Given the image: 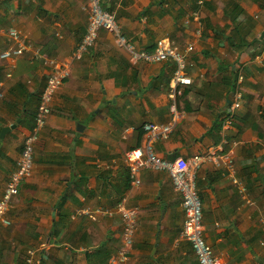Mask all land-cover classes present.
Here are the masks:
<instances>
[{"label": "crops", "instance_id": "1", "mask_svg": "<svg viewBox=\"0 0 264 264\" xmlns=\"http://www.w3.org/2000/svg\"><path fill=\"white\" fill-rule=\"evenodd\" d=\"M135 50L152 52L163 39L185 53L191 83L172 96L175 62L133 61L114 34L99 29L95 43L72 56L86 32L91 0H0V54L16 27L33 51L0 57V197L33 125L47 68L56 57L70 74L51 100V113L34 145L32 172L0 223V264H24L40 246L47 264H108L121 241L117 214L82 209L113 207L121 196L138 209L125 264H198L180 238L181 196L166 171L141 169L130 181L126 151L143 145L144 122L173 120L170 135L154 141L158 156L190 160L221 146L246 185L243 196L223 167L203 159L195 171L203 236L228 264H264V0H98ZM199 10V25L190 13ZM243 80L238 83V75ZM242 104L229 129L221 127L232 91Z\"/></svg>", "mask_w": 264, "mask_h": 264}, {"label": "built area", "instance_id": "2", "mask_svg": "<svg viewBox=\"0 0 264 264\" xmlns=\"http://www.w3.org/2000/svg\"><path fill=\"white\" fill-rule=\"evenodd\" d=\"M196 2L198 5H201L203 0H197ZM190 15L198 22V32L201 25L200 12L199 10H194ZM99 29L111 31L114 34L116 44L128 50L133 61L144 59L146 61L158 62L167 60L168 58L172 59L175 62V69L171 79L172 96L181 92V85L191 83L190 77L185 73V53L193 50L194 47L191 43L186 46V52H182L175 45L167 43L163 39L156 40L152 52L135 50L133 44L129 43L119 32L113 15L105 11L98 0H91L86 32L72 52L74 58H78L88 47L95 43ZM6 34L12 42V47L2 52L0 54L1 58H12L26 51H33L35 55L39 54L38 50L33 48L31 42L22 38L21 31L16 27H8ZM261 56H264V46L261 53L258 54V57ZM42 63L47 68V77L45 85L39 94L33 125L23 138L19 157L16 160L13 170L10 172L0 197V223L6 226L11 225V220L8 217L11 199L18 193L22 182L31 175L34 145L38 139L40 130L46 124L47 118L51 113V100L70 74L68 65L56 57L43 55ZM242 80L243 75L239 74L237 82L240 83ZM231 94L227 113L223 117L221 124L223 130L230 128L231 122L242 104V93L238 85ZM172 127L173 120L166 123H142L144 134L143 145L130 149L124 154V162L128 169L130 181L136 186L140 184L139 172L141 169L147 168L166 171L171 177L174 189L181 196L180 205L183 211V219L180 238L190 242L198 264H228L222 257L213 252L211 246L203 236L201 201L195 181V171L199 163L203 159H211L216 166L223 167L230 182L243 196L245 203L252 205L254 202L245 194L246 185L238 176L237 167L233 158L228 153L223 152L221 146H218L217 149H212L208 153L195 155L190 160L183 157L166 160L158 156L154 151L153 143L158 139L167 138L172 131ZM82 211L93 220L99 215L111 216L117 214L119 216L121 222V241L114 253L109 257L108 264H125L129 259L137 229V207L128 205L127 198L121 196L117 199L113 207H86ZM39 249L40 246L27 251L25 264H39L41 259L38 256Z\"/></svg>", "mask_w": 264, "mask_h": 264}, {"label": "water", "instance_id": "3", "mask_svg": "<svg viewBox=\"0 0 264 264\" xmlns=\"http://www.w3.org/2000/svg\"><path fill=\"white\" fill-rule=\"evenodd\" d=\"M19 122V119L16 120V123ZM16 123H12L10 125H6L1 128L0 130V138H3L6 132H8L10 129L14 128L16 126Z\"/></svg>", "mask_w": 264, "mask_h": 264}, {"label": "trees", "instance_id": "4", "mask_svg": "<svg viewBox=\"0 0 264 264\" xmlns=\"http://www.w3.org/2000/svg\"><path fill=\"white\" fill-rule=\"evenodd\" d=\"M263 7H264V3H263ZM139 129H141V133H143L142 124L140 125ZM24 264H25V262H24ZM39 264H47V263L45 261H43V259L41 257Z\"/></svg>", "mask_w": 264, "mask_h": 264}, {"label": "rangeland", "instance_id": "5", "mask_svg": "<svg viewBox=\"0 0 264 264\" xmlns=\"http://www.w3.org/2000/svg\"><path fill=\"white\" fill-rule=\"evenodd\" d=\"M134 243V242H133Z\"/></svg>", "mask_w": 264, "mask_h": 264}]
</instances>
